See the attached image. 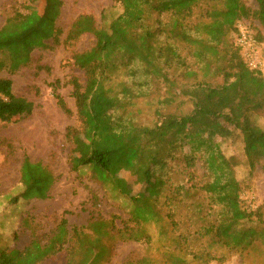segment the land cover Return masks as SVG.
I'll use <instances>...</instances> for the list:
<instances>
[{
    "label": "trees",
    "instance_id": "1",
    "mask_svg": "<svg viewBox=\"0 0 264 264\" xmlns=\"http://www.w3.org/2000/svg\"><path fill=\"white\" fill-rule=\"evenodd\" d=\"M116 1L123 7L117 17L98 25L92 14H81L65 39L58 25L63 0H45L42 10L16 11L0 28V72L8 69L14 74L29 66L38 48L61 44L74 48V63L84 74V79L73 75L69 80L84 138L75 169H90L104 187L127 197L129 220L134 223L117 228L112 220L97 215L100 199L93 194L89 227L99 235L98 241L116 230L121 239L150 243L153 235L146 229L150 225H156L164 235L170 228L181 230L177 220L180 209L188 199L205 195L208 207L192 203L205 220L210 218L196 232L211 235L232 252L243 254L264 239V229L245 224L247 220L255 222L254 217L263 220L261 207L249 211L243 206L236 173L239 159L227 156L221 146L214 148L209 144L211 137L202 133L210 128L211 134L215 124L240 132L250 176L264 158V128L253 120V113L264 110V73L247 67L237 44L238 23L243 19L259 23L255 34L260 45L264 44V0H256V8L248 0ZM86 35L94 36L95 43L77 50ZM156 81L165 89L161 103L184 96L192 101L193 109L179 114L158 108L155 124L135 121L130 108L148 95ZM57 84L59 81L54 83L58 104L74 114L57 92ZM29 113L14 92V80L0 76V120L11 123ZM191 134L197 136L200 156L183 153L184 137ZM174 161L185 163L186 185L167 186L155 177L156 168H170ZM20 181L22 189L12 199L15 203L47 199L56 176L44 164L25 156ZM164 187L169 193L161 202ZM32 234L24 249L0 248V264H40L63 251L70 238L68 218H61L44 244ZM179 238L174 248L166 251L172 264H208L221 258L191 249L183 233ZM94 249L91 245L87 250V264H100L104 258L105 246L100 245L98 252Z\"/></svg>",
    "mask_w": 264,
    "mask_h": 264
},
{
    "label": "rangeland",
    "instance_id": "2",
    "mask_svg": "<svg viewBox=\"0 0 264 264\" xmlns=\"http://www.w3.org/2000/svg\"><path fill=\"white\" fill-rule=\"evenodd\" d=\"M63 1L58 18V25L64 31L63 39L81 14H92L98 25H102L123 11V7L116 0ZM44 4L45 0H0V28L16 11L42 10ZM248 4L253 8L258 5L256 0H248ZM248 22L254 32H258L259 23L252 20ZM94 43V36L86 35L79 40L75 48L85 50ZM261 47L264 51V44ZM73 50V47L66 44L55 48H38L34 50L29 66L22 67L14 74L8 69L0 72L1 77L14 80L15 94L19 100L26 103L30 111L26 116L17 117L11 123L0 120V248L24 249L31 243L34 232L44 244L65 216L68 218L69 243L63 251L40 264H87V250L91 245L95 252L99 251L100 245L105 246V255L100 264H172L166 251L178 243L180 233L187 235V246L191 249L209 251L221 257V260H212L208 264H264V239L258 240L252 249L239 254L216 242L211 235H200L196 232L210 218L207 217L206 221L204 214L195 210L192 203L194 206L203 203L208 207L209 198L205 195L188 199L186 205L180 209L177 220L181 230L170 228L169 233L164 235L156 225H150L146 226L147 231L153 235L150 243L121 239L116 230L98 241L99 235L89 227L91 212L94 209L93 194H97L100 199L99 206L95 208L97 215L112 220L117 228L123 229L124 226L134 223L129 220L130 200L127 197L104 187L90 169H75L84 138L79 129L77 102L72 95L69 80L73 75L82 76L84 79V74L74 63ZM56 81L60 83L57 84V92L66 98L74 114L66 113L58 104L54 89ZM148 91L147 96L137 99L135 105L130 108L132 118L139 124H155L158 121V108L165 113L179 114L189 113L193 109L192 101L184 96L172 103H161L165 89L163 90L157 81ZM253 120L264 128V110L253 113ZM209 129L202 133L205 137H211L209 144L214 148L221 146L227 156L239 159L236 173L242 185L243 206L249 211H256L261 207V223L257 217L253 218L260 225L252 220H247L245 224L264 229V158L259 161L254 174L250 176V165L240 132L232 133L227 128L224 130V126L218 128L216 124L211 134ZM216 131L218 132L212 135ZM196 138L197 136L192 134L184 137V155H192L195 152L200 156L202 152L197 149ZM25 156L44 164L56 176V182L47 199L33 198L12 202L13 197L22 189L21 166ZM184 165L183 161H174L170 163V168L158 167L154 171L155 177L167 186L186 185L183 182ZM168 193L169 190L164 187L161 202ZM192 263L203 264L194 261Z\"/></svg>",
    "mask_w": 264,
    "mask_h": 264
},
{
    "label": "built area",
    "instance_id": "3",
    "mask_svg": "<svg viewBox=\"0 0 264 264\" xmlns=\"http://www.w3.org/2000/svg\"><path fill=\"white\" fill-rule=\"evenodd\" d=\"M237 44L247 67L264 73V51L251 24L246 19L238 23Z\"/></svg>",
    "mask_w": 264,
    "mask_h": 264
}]
</instances>
